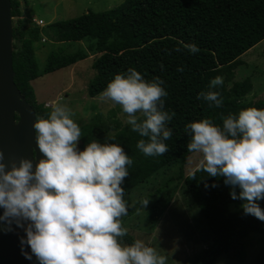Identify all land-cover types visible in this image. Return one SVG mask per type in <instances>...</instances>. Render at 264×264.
I'll list each match as a JSON object with an SVG mask.
<instances>
[{
  "label": "trees",
  "instance_id": "obj_1",
  "mask_svg": "<svg viewBox=\"0 0 264 264\" xmlns=\"http://www.w3.org/2000/svg\"><path fill=\"white\" fill-rule=\"evenodd\" d=\"M10 5L11 16L17 18L12 21L14 82L36 117L47 118L50 109L38 102L31 81L87 57L81 49L68 54L53 51L39 67L35 43L44 38L45 29L53 32L58 42L89 40L90 50L100 53L91 63L94 75L87 84L90 97L100 94L115 74H126L129 67L139 71L146 80L159 77L168 93L164 109L175 113L167 124L173 133L165 141L169 151L159 156H145L136 147L142 137L128 125L110 135L116 137L114 141L100 142L119 144L133 161L121 185L124 193L178 164L176 177L167 178L154 193H161L167 181L182 179L184 193L206 222L211 243L195 253L190 264H215L220 256L243 262L247 254L246 239L251 234H259L262 242L254 263L264 264V221L245 214L241 199H232L230 192L235 191L238 197L239 187L226 185L223 177L214 178L202 172L197 173L196 179H186L184 169L192 154L187 151L190 139L184 131L187 123L207 118L222 125L221 115L237 114L250 106L264 108V100L246 98L253 88L249 78L233 80L235 68L242 64L240 56L264 39V0H124L108 10L88 11L51 22L45 28L41 26L43 30L35 24L25 26L20 19L18 0H10ZM190 43L198 46L197 53L191 54L184 48ZM216 76L224 81L214 89L221 93L223 106L209 108L197 95L207 91L209 81ZM73 119L87 136L79 150L90 141L101 139L111 129L99 113L90 123L77 117ZM151 196L148 193L142 198L150 200ZM142 198L128 208L126 216L142 207L139 203ZM256 203L264 210V199ZM126 216L121 217L123 227ZM133 241L128 232L122 238V243Z\"/></svg>",
  "mask_w": 264,
  "mask_h": 264
},
{
  "label": "clouds",
  "instance_id": "obj_2",
  "mask_svg": "<svg viewBox=\"0 0 264 264\" xmlns=\"http://www.w3.org/2000/svg\"><path fill=\"white\" fill-rule=\"evenodd\" d=\"M184 48L191 54L199 51L194 43ZM223 83L221 76L212 78L197 98L209 108H221L223 97L214 89ZM163 84L159 77L146 80L129 67L100 93V100L118 105L124 122L142 137L136 147L145 156L169 151L165 141L173 133L167 124L175 113L164 109L168 93ZM74 115L57 100L47 118L34 119L32 130L42 155L35 165L26 157L5 162L0 151V220L18 227L28 222L22 244L39 264H168L167 255L141 239L122 243L127 229L121 217L128 214V204L121 185L133 161L117 143L92 140L79 150L82 132ZM221 119L222 125L207 118L185 125L187 151L199 155L186 179H196L201 172L223 177L226 185L239 187L238 197L235 191L230 195L243 201L245 214L264 221V210L256 203L264 199V108L245 107ZM139 203L146 206L148 197Z\"/></svg>",
  "mask_w": 264,
  "mask_h": 264
},
{
  "label": "rangeland",
  "instance_id": "obj_3",
  "mask_svg": "<svg viewBox=\"0 0 264 264\" xmlns=\"http://www.w3.org/2000/svg\"><path fill=\"white\" fill-rule=\"evenodd\" d=\"M18 1L25 26L34 25L30 22L32 18H41L46 22L45 27H47L53 21L77 17L88 11L99 12L111 9L124 0ZM16 20V17H12V21ZM42 34L46 41L35 43V55L39 67L44 65L47 55L53 51L68 54L81 49L87 57L70 66L33 79L31 85L38 102L43 103L50 112L52 103L59 100L75 113L73 117L80 118L85 123H90L95 120L98 113L101 114L103 119L111 125V129L101 139L96 140L97 142H102L106 137L125 127L126 116L118 105L100 100V94L95 97L87 94L88 81L94 75L91 63L100 55L99 52L90 50L89 40L58 42L53 32L45 29ZM240 60L242 64L235 68L233 80L241 81L249 78L253 88L246 98L253 101L264 100V39L243 53ZM228 85L230 86L231 82H228ZM84 139H87L86 133L80 137L78 148ZM198 160V154L192 153L189 156L184 167L185 174L195 167ZM177 171L178 164L124 193L128 208L146 194L150 193L152 196L146 206L126 216L123 223L134 240L141 239L157 248L161 254L167 255L168 264H190V258L211 243V233L206 222L189 196L184 193L181 187L182 179L174 178L172 181H167L168 184L161 193H154L167 178L176 177ZM168 192L172 193L167 195ZM246 244L247 254L243 262L220 256L215 264H255L254 258L262 246L261 236L251 234L246 239Z\"/></svg>",
  "mask_w": 264,
  "mask_h": 264
},
{
  "label": "water",
  "instance_id": "obj_4",
  "mask_svg": "<svg viewBox=\"0 0 264 264\" xmlns=\"http://www.w3.org/2000/svg\"><path fill=\"white\" fill-rule=\"evenodd\" d=\"M12 29L10 0H0V151L4 153L5 162L26 157L35 165L42 158L32 130L36 115L14 82ZM2 212L0 208V214ZM21 223L24 226L18 227L14 222L0 220V264H39L29 246L22 244V240H26L28 222Z\"/></svg>",
  "mask_w": 264,
  "mask_h": 264
},
{
  "label": "crops",
  "instance_id": "obj_5",
  "mask_svg": "<svg viewBox=\"0 0 264 264\" xmlns=\"http://www.w3.org/2000/svg\"><path fill=\"white\" fill-rule=\"evenodd\" d=\"M20 11L22 12V9H20ZM20 17H21L20 19H23L24 16H23L22 13H21V16H20ZM33 19H35V18H32V19H31V21H30L31 23H32V22L34 23ZM37 19H41V18H37ZM41 20H43V19H41ZM23 21H24V20H23ZM24 22H25V21H24ZM30 22H29V23H30ZM43 22H44V20H43ZM53 22H54V21H53ZM34 24H35V23H34ZM44 25H46V22H44ZM44 27H45V26H44ZM40 28H42V27H40ZM42 36H43V35H42ZM43 39H44V41H42V39H41V42H45V41H46V38H45V37H44ZM32 81H33V80H32Z\"/></svg>",
  "mask_w": 264,
  "mask_h": 264
},
{
  "label": "built area",
  "instance_id": "obj_6",
  "mask_svg": "<svg viewBox=\"0 0 264 264\" xmlns=\"http://www.w3.org/2000/svg\"><path fill=\"white\" fill-rule=\"evenodd\" d=\"M33 21H34L35 25H37V26H40L41 27V26L44 25V22L41 19H33ZM42 41H44L43 38H42Z\"/></svg>",
  "mask_w": 264,
  "mask_h": 264
}]
</instances>
